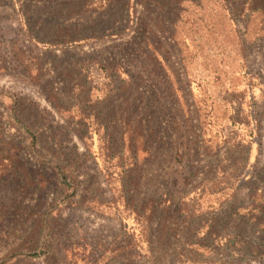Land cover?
Returning a JSON list of instances; mask_svg holds the SVG:
<instances>
[{
	"label": "rangeland",
	"instance_id": "374dc122",
	"mask_svg": "<svg viewBox=\"0 0 264 264\" xmlns=\"http://www.w3.org/2000/svg\"><path fill=\"white\" fill-rule=\"evenodd\" d=\"M244 1L0 0V264H264Z\"/></svg>",
	"mask_w": 264,
	"mask_h": 264
},
{
	"label": "trees",
	"instance_id": "16d2710c",
	"mask_svg": "<svg viewBox=\"0 0 264 264\" xmlns=\"http://www.w3.org/2000/svg\"><path fill=\"white\" fill-rule=\"evenodd\" d=\"M249 12L264 15V0H245ZM241 12V11H240Z\"/></svg>",
	"mask_w": 264,
	"mask_h": 264
}]
</instances>
